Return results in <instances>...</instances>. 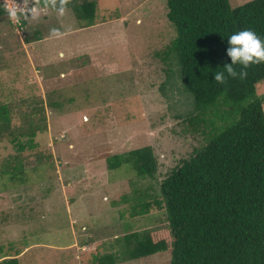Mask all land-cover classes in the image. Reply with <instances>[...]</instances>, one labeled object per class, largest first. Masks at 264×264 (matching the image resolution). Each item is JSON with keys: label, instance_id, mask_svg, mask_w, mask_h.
Here are the masks:
<instances>
[{"label": "rangeland", "instance_id": "374dc122", "mask_svg": "<svg viewBox=\"0 0 264 264\" xmlns=\"http://www.w3.org/2000/svg\"><path fill=\"white\" fill-rule=\"evenodd\" d=\"M93 1L89 26L71 7L33 16L22 29L0 16V102L11 107V128L24 130L36 107L47 122L31 149L0 140V259L19 253V264H91L119 249L125 232L164 227V208L131 215L134 198L160 200L162 179L223 124L211 113L186 120L196 113L194 97L177 57L165 53L175 36L166 0ZM255 92L264 111V78ZM145 145L157 158L154 176L130 163L107 167L108 156ZM15 157L24 175L11 180L3 170ZM169 258L167 250L117 264Z\"/></svg>", "mask_w": 264, "mask_h": 264}, {"label": "trees", "instance_id": "16d2710c", "mask_svg": "<svg viewBox=\"0 0 264 264\" xmlns=\"http://www.w3.org/2000/svg\"><path fill=\"white\" fill-rule=\"evenodd\" d=\"M33 1L49 11L60 7L58 0L55 7ZM166 5L175 36L165 53L177 57L181 81L194 97L196 113L186 120L194 125L211 113L223 124L162 179L160 200L134 198L131 215H144L152 206L164 208L165 226L125 232L118 238L119 249L94 255L91 264H117L167 250L169 264H264V111L255 92L264 78V62L251 65L245 79L213 80L215 72L231 63L229 36L251 30L264 42V0L235 7L229 0H166ZM66 7L82 26L94 23L93 0H70ZM1 14L6 12L0 2ZM33 110L20 131L22 126L11 128L10 105L0 102V140L7 135L18 152L35 147L34 137L47 122L43 107ZM11 161L3 171L11 180L21 179V161ZM106 162L109 169L130 163L142 177L154 176L158 168L149 145L110 155ZM18 254L3 256L0 264H19Z\"/></svg>", "mask_w": 264, "mask_h": 264}, {"label": "clouds", "instance_id": "9594fccd", "mask_svg": "<svg viewBox=\"0 0 264 264\" xmlns=\"http://www.w3.org/2000/svg\"><path fill=\"white\" fill-rule=\"evenodd\" d=\"M45 2L53 7L57 5V0H45ZM58 2L59 12L63 14L70 0H58ZM52 34L59 35L58 30L53 29ZM228 44L230 47L227 48V56L230 57L231 63H226L223 71L214 73L213 80L218 84H225L229 77L245 79L248 76L247 69L251 65L264 62V42L253 31L242 30L232 34L228 38ZM236 66H239V70Z\"/></svg>", "mask_w": 264, "mask_h": 264}, {"label": "built area", "instance_id": "2783aa9c", "mask_svg": "<svg viewBox=\"0 0 264 264\" xmlns=\"http://www.w3.org/2000/svg\"><path fill=\"white\" fill-rule=\"evenodd\" d=\"M2 7L6 15L11 20L12 26L22 29L23 21L29 20L33 16H44L48 9L43 5H37L33 0H2Z\"/></svg>", "mask_w": 264, "mask_h": 264}, {"label": "crops", "instance_id": "0c3cea01", "mask_svg": "<svg viewBox=\"0 0 264 264\" xmlns=\"http://www.w3.org/2000/svg\"><path fill=\"white\" fill-rule=\"evenodd\" d=\"M1 1V0H0ZM2 15H5V14H1L0 16H2Z\"/></svg>", "mask_w": 264, "mask_h": 264}]
</instances>
